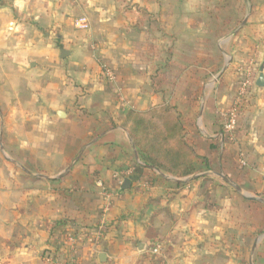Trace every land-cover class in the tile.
Instances as JSON below:
<instances>
[{
  "label": "crops",
  "instance_id": "obj_1",
  "mask_svg": "<svg viewBox=\"0 0 264 264\" xmlns=\"http://www.w3.org/2000/svg\"><path fill=\"white\" fill-rule=\"evenodd\" d=\"M262 72L264 0H0V264H264ZM163 109L193 174L135 143Z\"/></svg>",
  "mask_w": 264,
  "mask_h": 264
},
{
  "label": "trees",
  "instance_id": "obj_2",
  "mask_svg": "<svg viewBox=\"0 0 264 264\" xmlns=\"http://www.w3.org/2000/svg\"><path fill=\"white\" fill-rule=\"evenodd\" d=\"M132 120L131 132L135 143L145 151L144 160L156 168L169 170L172 174L186 176L195 172L193 161L189 157L188 147L184 142L182 124L170 109L161 112L152 110L147 114L129 112ZM152 119L160 121L154 124ZM161 128L160 133H156ZM155 133L150 138L143 135Z\"/></svg>",
  "mask_w": 264,
  "mask_h": 264
},
{
  "label": "built area",
  "instance_id": "obj_3",
  "mask_svg": "<svg viewBox=\"0 0 264 264\" xmlns=\"http://www.w3.org/2000/svg\"><path fill=\"white\" fill-rule=\"evenodd\" d=\"M76 25L81 27V28H88L89 27V21L86 17H81L76 21ZM104 72L110 81L115 80V74H114L113 70L105 67ZM250 84H251L250 80L245 81L243 83L241 91L243 93H247V90H248L247 88ZM239 116H240V113H239V110L236 106L231 108L229 110L228 115L226 116V120L224 123V129L227 133L230 134L231 137L234 136L235 131L237 129ZM100 229L102 230V227H100ZM68 239H69V242L72 244L71 248L74 249L73 245L75 244L76 240L81 239V237L76 236V234H69ZM147 253L149 256H156V257L161 256V254H162L161 245L159 243L153 244L148 249ZM47 258L51 264H75L74 261H71V262L68 261L66 256L63 254V251H62V253L60 251H58L56 255H49Z\"/></svg>",
  "mask_w": 264,
  "mask_h": 264
},
{
  "label": "water",
  "instance_id": "obj_4",
  "mask_svg": "<svg viewBox=\"0 0 264 264\" xmlns=\"http://www.w3.org/2000/svg\"><path fill=\"white\" fill-rule=\"evenodd\" d=\"M256 84H257L258 86H260V87L264 86V74H263V72L260 73L259 78H258ZM129 183H130V180H129V179H126L125 182H124L125 186H126L127 184H129ZM100 258H101V260L104 261L105 258H106L105 253H102V254L100 255ZM103 258H104V259H103Z\"/></svg>",
  "mask_w": 264,
  "mask_h": 264
},
{
  "label": "rangeland",
  "instance_id": "obj_5",
  "mask_svg": "<svg viewBox=\"0 0 264 264\" xmlns=\"http://www.w3.org/2000/svg\"><path fill=\"white\" fill-rule=\"evenodd\" d=\"M252 66H255L254 65V62H250L249 63V69L252 67ZM256 69H257V67H256ZM253 71V70H252ZM251 77H250V75H248V76H246L244 79H243V81H242V86H243V83L245 82V81H248V80H250V83L252 84V82H251V79H250ZM242 88V87H241ZM229 113V112H228ZM228 113L226 114V116L228 115ZM225 120H226V117H225Z\"/></svg>",
  "mask_w": 264,
  "mask_h": 264
}]
</instances>
